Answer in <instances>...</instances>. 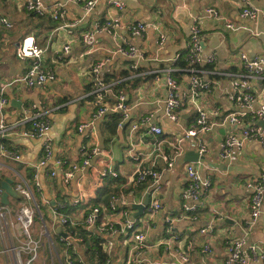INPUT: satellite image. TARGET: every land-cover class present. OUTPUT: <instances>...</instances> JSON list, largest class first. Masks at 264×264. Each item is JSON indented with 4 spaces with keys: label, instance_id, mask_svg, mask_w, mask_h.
<instances>
[{
    "label": "crops",
    "instance_id": "obj_1",
    "mask_svg": "<svg viewBox=\"0 0 264 264\" xmlns=\"http://www.w3.org/2000/svg\"><path fill=\"white\" fill-rule=\"evenodd\" d=\"M83 1L47 0L48 5L65 4L66 18L63 22H54L45 15L43 19L48 18L49 23L35 27L22 7L24 0H0V18H6L11 24L10 28L0 25V96L7 101L1 118L11 125L39 112L49 124L52 154L38 171L40 192L35 196L55 252L43 242L36 264H125L132 242V232L126 235L121 231L126 220H133L134 230L146 236V248L138 257L139 264H177L180 253L188 255L187 264H222L226 242L245 236V222L250 220L251 191L246 184L264 176V149L255 141L232 150L227 158L220 156L222 140L250 125V111H239L246 115L241 123L219 126L202 137L184 139L181 157L163 172L158 182L162 208L152 220H148L145 210L143 215L134 218L137 211L131 205L142 203L151 187L148 182L136 184L134 175L136 169L160 171L166 167L177 141L194 124L196 107L208 113L210 123L238 110L227 99L233 79L230 75L240 73V53L264 56L261 18L241 19L240 0H118L124 5L122 10L111 5L110 0H95L90 12L84 9ZM254 5L264 11V0H256ZM208 8L215 9L235 29L203 18ZM195 20H199L202 28L203 54L213 55L215 62L201 67V78L210 83V90L192 102L188 97L189 77L181 64ZM104 22L119 25L110 32L99 30ZM136 22L145 25L139 37L132 36L128 30V26ZM68 24L74 26L66 27ZM87 33L91 37L85 42L83 37ZM161 35L164 36L162 45ZM26 36H32L39 46L48 45L42 63L46 70L53 72L54 79L41 86L28 87L23 81H15L22 79L31 65V60H20L14 53L16 45ZM66 44L70 46V53L60 57L61 47ZM125 45L135 47L142 57L133 60L120 54L118 50ZM101 60H108L102 72L104 80L115 85L113 91L120 89L125 95L129 121L138 124L143 117L150 119L148 124L138 125L132 135L128 128L119 129L118 116L92 119L96 105L91 97L89 70ZM165 68L173 70L172 76L186 96L176 122L164 115L166 76L158 71ZM252 86L257 99L251 109L256 110L264 103V84L253 83ZM113 95L114 92L109 96L111 102ZM216 111L218 115L214 116ZM82 124L89 125L78 132ZM151 124L160 127L163 134L149 133ZM18 127L16 132L0 138L4 140L0 146L20 155V160L14 161L0 149V182L6 178L12 180L13 189L19 177L28 179L43 157L40 140L18 135L19 131L28 130L30 124ZM201 138L206 141L207 152L197 163L184 162L187 153H197ZM84 159L89 160V165L64 185L61 174L66 168H60L57 162L80 164ZM187 164H196L200 177L211 181V188L199 202L195 215L190 216L194 219L182 218ZM51 171L56 172L54 177L49 176ZM113 196L117 198L114 210L109 208ZM9 203L11 210L27 204L24 199H9ZM57 204L66 205L62 212L69 224L65 226L59 224L55 212ZM94 209H98L99 218L94 224H87L86 217ZM170 220H173L170 227L176 238L165 243ZM37 226L38 221L36 229ZM77 228L86 231L84 241L73 233ZM61 234L75 240L73 250L59 243V237H64ZM247 237L249 244L264 246V198L260 215ZM95 239L100 240L98 245L106 256L104 263L92 259L94 251L86 252V245H80L82 241L84 244ZM0 264H7L2 257Z\"/></svg>",
    "mask_w": 264,
    "mask_h": 264
},
{
    "label": "built area",
    "instance_id": "obj_2",
    "mask_svg": "<svg viewBox=\"0 0 264 264\" xmlns=\"http://www.w3.org/2000/svg\"><path fill=\"white\" fill-rule=\"evenodd\" d=\"M47 0H24L23 9L29 14H35L40 17L49 15L54 22H63L67 15V7L63 3H54L48 5ZM73 3H79L81 0H68ZM256 0H240L241 11L239 17L241 19L255 20L261 18L262 27L264 31V11L255 7L254 2ZM111 5L117 9L122 10L124 5L118 0H110ZM95 5V0L83 1V7L87 12H90ZM203 18H210L214 21H220L224 23L227 29H235L224 17H222L215 9L208 8L204 11ZM0 25L5 28H10L11 24L6 18H0ZM119 24L104 22L100 24L99 30L110 32L112 29L117 28ZM66 27H72L74 24L65 25ZM129 33L134 37H139L145 30V25L142 22L132 23L128 26ZM91 37L90 33H87L83 39L86 42ZM1 41V37H0ZM164 41V36H160V45ZM48 51V45L39 46L36 44L32 36L24 37L19 42L14 50L15 56L20 60L29 59L31 65L27 73L22 79L15 80L23 81L28 87L41 86L47 81L54 79L53 72L46 70L43 66V57ZM61 55L63 57L70 53V46L66 44L61 47ZM120 54L130 59H140L142 55L133 46L125 45L121 46L118 50ZM239 68L240 73L230 75L233 79L230 81L231 92L227 99L230 104L235 106L238 110L231 114L219 119L218 122L210 123L208 121V113L202 110L200 107H196L197 117L194 124L185 131V135L182 139L177 141L172 154L167 159V165L160 171L152 169H136L134 175V182L141 184L150 183L149 189V203L145 207V212L148 220H152L153 217L161 210L160 200V188L158 182L162 177L163 172L170 169L175 161L181 157L182 149L181 145L185 138L202 137L206 133H210L214 128L224 125H234L241 123L246 116L244 113L239 112L243 110H249L251 113L249 123L245 129L236 134L227 135L219 145L221 158H227L230 156L232 150L241 149L245 143L255 141L264 149V128L258 125L257 122L264 121V103H261L256 110H252V105L256 102L257 96L252 86L253 83L264 84V56L250 57L247 54H239ZM108 60H101L96 62L90 67L89 73L92 79L91 97L96 105V110L92 115V119L96 120L108 115H117L119 117L118 127L119 129L128 128L129 134L132 135L137 130L138 125H146L150 122L149 117H143L139 120V123H132L129 121V107L126 103V98L122 90L113 91L114 84L106 82L103 78V69ZM183 62L185 67L182 69L189 77L190 92L189 99L192 102L199 97V95L208 92L210 90V83L203 80L201 75L203 70L202 66L212 65L215 62L213 55L204 56L202 47V28L198 21H194L191 25L188 35V41L185 48ZM136 65H133L132 69L136 71ZM158 72L165 74L166 82V99L164 104V115L172 122H176L179 119L180 112L185 104L186 96L179 90V84L172 76L173 70L170 68L162 69ZM114 92V100L110 101L109 96ZM7 104L6 99L0 96V138H4L11 133H14L19 128V125L29 123L30 128L28 130L19 131L18 135L22 137H29L38 139L41 141V147L43 150L42 159L33 167L31 171V178H18V184L15 186V191L23 198L27 204L17 207L11 210L10 206H4L0 203V257L6 260L7 264H36L39 252L42 248V243L45 242L48 249L54 253L55 244L50 239L46 225L40 215L39 205L36 200V194L40 192V183L38 180V171L41 167L47 164L52 151L50 145V139L48 137V120L42 113L34 112L30 117L23 118L21 121L7 125L1 118V110ZM214 116L218 115V112L213 113ZM89 124L79 125L77 130L82 132ZM149 133L154 135H162L163 131L157 125H149ZM1 152L6 154L14 161L20 160V155L17 151L6 149L0 146ZM207 152L206 141L202 138L197 144V153L201 157ZM95 153V151H93ZM60 168H66L61 174V181L64 185H68L76 172L83 170L89 165V160L84 159L80 164L72 163L68 164L63 161L57 162ZM111 176H116L115 173L109 172ZM185 174L187 179V186L182 194L184 204L182 205L183 217H190L198 209V204L202 200L205 193L211 188L210 180H203L200 177L196 164H187L185 167ZM55 171H51L49 176L54 177ZM105 174L103 173L102 176ZM246 187L250 189V220L245 222L244 229L245 236L240 238H232L226 242V257L222 264H250L255 261H261L264 263V246L252 245L248 243V235L251 228L254 226L256 219L260 215L262 202L264 198V176L257 180L248 182ZM2 189L0 188V196ZM116 197H112L109 203V208L115 209ZM186 201H190V204H186ZM135 204V203H134ZM66 209L65 204H57L55 212L58 217L59 224L65 226L69 224L68 219L62 212ZM98 209L92 210L86 217L87 224H94L96 221V215ZM126 215V212H123ZM194 219L193 217H190ZM36 221H38L37 229L35 228ZM173 220L168 222L169 224V237L164 241L170 243L171 240L176 237L172 234L171 224ZM136 223L133 220H126L122 225V232H132V242L129 246V256L125 264H139V255L143 253L146 248V236L144 233L136 232L134 230ZM59 243L65 245L67 248L72 249V241H75L71 236L59 237ZM206 251L209 249L206 247ZM177 264H187L188 255L186 253H180ZM70 264V263H69Z\"/></svg>",
    "mask_w": 264,
    "mask_h": 264
},
{
    "label": "water",
    "instance_id": "obj_3",
    "mask_svg": "<svg viewBox=\"0 0 264 264\" xmlns=\"http://www.w3.org/2000/svg\"><path fill=\"white\" fill-rule=\"evenodd\" d=\"M258 125L264 127V121H260ZM119 134L121 135V131H119ZM197 153L195 152H189L186 154V157L184 158V162L188 163H197L198 159H201ZM13 181L6 178L3 181L0 182V188L2 189V194L0 196V203L4 206H10L9 199H21V196L13 189L12 187ZM149 203V194L146 195L142 203L140 204H133L131 205V208L136 210L137 213L134 218L143 215L145 207ZM62 236H66V234H61Z\"/></svg>",
    "mask_w": 264,
    "mask_h": 264
},
{
    "label": "trees",
    "instance_id": "obj_4",
    "mask_svg": "<svg viewBox=\"0 0 264 264\" xmlns=\"http://www.w3.org/2000/svg\"><path fill=\"white\" fill-rule=\"evenodd\" d=\"M29 19L34 24L35 27L41 26L40 23H43V22L49 23V19L48 18L43 19V17L41 18L40 16H37L35 14H29ZM181 66H182V69L185 67L184 62H183V64H181ZM113 116L116 117L117 115H113ZM3 141L4 140H0V142L2 144H4ZM30 178H31V172L28 175V179H30ZM21 199H23V198H21ZM106 199H108V197ZM97 218H99L98 215H96V220H97ZM73 233L74 234L76 233V236L81 237V239L83 241L85 240L86 231L83 228H77V231H73ZM83 241H82V243H80V245H86L85 246L86 252H90L91 250L94 251V255H93L92 259H96V260L104 263L105 260H106V256L101 252V249H100V247L98 245L100 240L99 239H95V240H93V241H91L89 243L84 242V244H83ZM88 257L90 258L91 256H88Z\"/></svg>",
    "mask_w": 264,
    "mask_h": 264
},
{
    "label": "bare ground",
    "instance_id": "obj_5",
    "mask_svg": "<svg viewBox=\"0 0 264 264\" xmlns=\"http://www.w3.org/2000/svg\"><path fill=\"white\" fill-rule=\"evenodd\" d=\"M68 219V218H67Z\"/></svg>",
    "mask_w": 264,
    "mask_h": 264
}]
</instances>
